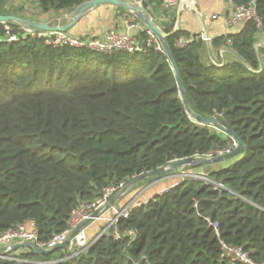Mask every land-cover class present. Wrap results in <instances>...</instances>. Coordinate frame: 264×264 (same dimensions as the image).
Masks as SVG:
<instances>
[{
	"label": "trees",
	"instance_id": "obj_1",
	"mask_svg": "<svg viewBox=\"0 0 264 264\" xmlns=\"http://www.w3.org/2000/svg\"><path fill=\"white\" fill-rule=\"evenodd\" d=\"M88 1L34 0L37 14L26 20L70 14ZM134 1L148 14L161 4ZM229 1L253 2L260 22L213 39L233 55L229 64L203 65L201 42L179 48L177 39L189 34L158 23L188 109L171 63L144 33L134 53L55 48L32 38L0 42V232L32 221L49 241L67 227L71 210L104 188L234 142L196 116L217 119L243 143L238 160L208 174L210 183L185 180L134 210L118 223L117 239L109 229L75 256L61 248L0 264H241L220 258V241L264 263V56L256 47L264 0ZM7 12L0 0V15ZM205 218L217 222L218 235Z\"/></svg>",
	"mask_w": 264,
	"mask_h": 264
},
{
	"label": "built area",
	"instance_id": "obj_2",
	"mask_svg": "<svg viewBox=\"0 0 264 264\" xmlns=\"http://www.w3.org/2000/svg\"><path fill=\"white\" fill-rule=\"evenodd\" d=\"M138 2V1H137ZM141 2L135 3L140 6ZM160 6L166 13L171 12L174 9H192L194 7L192 0H160ZM142 8V7H141ZM216 18V15L212 16ZM49 17H41L37 20H31L33 22L41 24H51L53 26L61 27L60 20L46 21ZM135 18V17H134ZM152 18V17H151ZM153 19V18H152ZM39 20V21H38ZM155 22V20L153 19ZM223 21L226 26L231 28L239 24H246L248 22H255L257 26L260 25L257 13L254 9L253 2H250L247 6H233L230 11L223 16ZM17 32H13V29L8 23L0 22L3 26V36L0 35V42L2 43H15L20 39L32 38L42 39L44 44L51 47L70 46L74 48H83L92 52L111 54L113 52H127L134 53L141 51L143 43L140 41L139 34L144 33L147 38V45H154L157 51L163 52L161 45L157 41L156 37L148 30L143 24L134 21V19L127 22L126 30L123 32H116L110 30L106 32L103 38L97 39H85L79 38L68 34L67 32H40L28 29L25 25L15 22ZM156 23V22H155ZM208 38L204 34L189 35L188 37H179L176 41V46L179 48L185 47L193 42H208ZM226 45H230V40H226ZM225 49L220 51L223 54ZM235 147L233 142L224 150H217L213 153H209L206 156H195L196 160H209L216 156H221L230 153ZM186 174L190 181L210 183L207 178L208 173L198 172L189 173L182 172V175ZM205 176V178H203ZM135 179V178H134ZM133 180V179H132ZM181 180V179H180ZM184 179L181 182L185 181ZM130 181L121 182L116 186H109L102 190L100 196L91 202L81 203L77 208L71 210L67 227L52 236L49 241H41L35 224L32 221L21 223L15 227L9 228L0 232V260H14L22 261L24 255H28L34 251L30 244H34L36 247L43 250L53 249L55 246L65 242L75 231L76 234L68 241L65 250L72 256L87 249L90 244L102 234L108 233L109 229H112L110 233L115 239L119 237L118 223L123 219H128L134 210L144 206L149 200L135 198L131 200L125 206H118L117 201L120 197L117 196L122 190L125 192L130 191L134 185L130 184ZM217 188V187H215ZM168 190V189H167ZM159 193L161 195L165 191ZM125 194V193H124ZM123 194V195H124ZM113 201L109 205V202ZM94 215H96L94 217ZM209 227H212L215 233L218 235V224L213 222L210 218H205ZM95 222L104 223L102 231L98 232L93 239L88 238V227ZM131 240L134 238V234L129 232ZM17 248L12 250V247ZM220 258H230L231 261L241 264H264L256 263L251 258L248 252H246L241 246L229 245L223 241H220Z\"/></svg>",
	"mask_w": 264,
	"mask_h": 264
},
{
	"label": "crops",
	"instance_id": "obj_3",
	"mask_svg": "<svg viewBox=\"0 0 264 264\" xmlns=\"http://www.w3.org/2000/svg\"><path fill=\"white\" fill-rule=\"evenodd\" d=\"M193 5L196 8L197 12L192 9H174L168 14L164 12L161 6L158 8V11L150 16L155 15V22L158 23L166 21V23L173 26V31L178 29L180 31L186 32L189 35H198L204 34L208 38V42H203L201 49L199 51L200 60L203 65L209 66L210 64L221 65L229 64L233 62L234 58L231 53L228 52L226 48H219L212 44L213 39L220 37H225L227 34H238L244 27V24H239L234 27H227L223 21V16L227 14L233 7L232 3L229 0H192ZM97 8L91 9L86 12L78 21V26L71 33L76 37L81 36L85 39L97 38L101 39L104 37L106 32L114 30L116 32H123L126 30L127 22L134 19L133 16L128 13L123 12L122 10L117 11L118 7L115 8H106L105 13H97ZM108 11V12H106ZM122 12V13H120ZM166 14V15H165ZM216 15V18L212 16ZM24 16V14H23ZM169 16V17H168ZM20 18V16H17ZM125 17V18H124ZM24 18V17H22ZM73 16L68 19V22H65V25L72 20ZM27 19V18H24ZM80 38V37H79ZM256 47L260 50V55L264 56V35L258 37ZM225 49L223 54H220V51ZM234 162V161H233ZM232 162V163H233ZM231 163V164H232ZM230 163L218 161L213 162L205 166L203 172H214L223 167H228ZM185 171V169H182ZM181 171V172H182ZM207 172V173H208ZM208 173V174H209ZM175 171L166 176L155 177L154 179H149L146 181H141L140 184L145 183L139 189H135V184L132 190L125 192L118 201V206H125L131 200L135 198L147 199L150 200L153 197L159 195L164 190L172 188L177 185V179ZM102 223L95 222L88 227V238L93 239L94 236L102 231Z\"/></svg>",
	"mask_w": 264,
	"mask_h": 264
},
{
	"label": "water",
	"instance_id": "obj_4",
	"mask_svg": "<svg viewBox=\"0 0 264 264\" xmlns=\"http://www.w3.org/2000/svg\"><path fill=\"white\" fill-rule=\"evenodd\" d=\"M107 4L113 5L115 7L121 8V9H124L126 11L131 10L132 16L135 17L136 19H138L140 21V23L143 24L148 30H150L152 32V34L156 37L157 41L159 42V44L162 47L163 52L165 53L166 57L168 58L169 62L171 63L172 69L175 73L177 86H178V90H179L181 99L183 101L185 108L188 109L187 99H186L185 93H184L183 88H182L180 72H179L178 67L176 65V62L173 58L172 52L170 51V48L168 47V44L166 42V38H167L168 34L164 33L162 31V29L153 21L151 16L141 7L133 6V5H131L125 1H122V0H90V1L82 4L81 6H79L74 11V15H73L72 20L69 23H67L66 25H63L61 27L53 26L51 24H41V23L30 21V20L10 16V15H0V22H5V23L18 22V23L25 25V27H27L28 29L40 31V32H67V30L70 29L73 25H75L86 12H88L91 9L97 8L101 5H107ZM193 10L195 12H197L195 7H193ZM176 30L177 29H175L174 31H176ZM195 119L198 123L214 127L215 129H217V130L221 131L222 133L226 134L227 136H229L235 142L234 149L230 153H227V154H224L221 156H216V157H213L212 159H209V160H199L198 161L194 158H187V159H182L179 161L172 162L168 166H164V167L157 169L153 172L146 173L144 175H141V176L131 180V182H130L131 185H135L141 181L149 180L150 178L162 176L164 174L178 170L180 168H185V167L186 168H197L200 166L208 165V164L213 163V162H218V161H221V160H224L226 158L234 156L235 154H237L241 150V148L243 146L242 140L231 129L227 128L225 125L219 124L217 119L205 118V117H199V116H196ZM124 193H125V190H122L119 193V195L117 196V199H118V197H120ZM112 203H113V201H110L109 205ZM95 216L96 215H94V217ZM76 232L77 231H75L73 234H71V236L68 238L67 241L55 246L53 249H50V250L40 249V248L36 247L34 244H30V246L34 249V251L36 253L50 254L57 249H61V248L65 247L66 244L68 243V241L76 234ZM15 248H17V246L12 247V250ZM0 253H1V251H0Z\"/></svg>",
	"mask_w": 264,
	"mask_h": 264
},
{
	"label": "rangeland",
	"instance_id": "obj_5",
	"mask_svg": "<svg viewBox=\"0 0 264 264\" xmlns=\"http://www.w3.org/2000/svg\"><path fill=\"white\" fill-rule=\"evenodd\" d=\"M122 1H125V2H127V3H129V4H131V5H133V6H136V7H138V5H136L135 3H137L138 4V2L137 1H134V0H122ZM5 3H6V8L8 9V12H7V14L8 15H10L11 14V16H14V17H17L18 15L19 16H22V17H24V18H27V19H32V17H34V15L35 14H37V8L35 7V4H34V0H5ZM140 6L143 8V6H142V4L140 3ZM105 7L106 8H108V7H110V8H115V6H113V5H110V4H107V5H101V6H99V7H97V9H96V11H97V13H103V11H104V13H105ZM144 9V8H143ZM120 10H122V9H119L118 8V10L117 11H120ZM125 11V13H130L131 12V14H132V11L131 10H124L123 9V12ZM19 12H22V13H24V16H23V14H21V13H19ZM106 12H108V11H106ZM120 13H122V12H120ZM33 14V16H31L30 17V15H32ZM131 14H129V15H131ZM150 14V13H149ZM166 14H168V13H166ZM165 14V15H166ZM74 15V12H72V13H70V14H62V15H59V16H47V17H49L48 19H46V21H54V20H60L59 22H60V24L61 25H65V22H68L69 20L68 19H70V17H72ZM37 16V15H36ZM132 16V15H131ZM40 17H45V16H40ZM169 17V16H168ZM23 18V19H24ZM125 18V17H124ZM152 18L155 20V15L154 16H152ZM39 19V18H38ZM34 20H37V19H34ZM39 21V20H38ZM40 21H42V19L40 20ZM134 21H135V18H134ZM78 23V22H77ZM75 24V25H73L70 29H68L67 30V33L68 34H70V35H73V36H75L74 34H72L71 32L73 31V30H75L76 28H77V26H78V24ZM77 37H80V38H83V37H81V36H77ZM236 160H238V158L237 157H234L233 156V158H231V157H229V158H226V159H224V160H222L223 162H227V163H232L233 161L235 162ZM208 166V165H207ZM207 166H200V167H197V168H180V169H178V170H175V173H176V176H178V180H185V179H190L189 177H186L187 175L186 174H183L182 175V172H184V171H182V169H185V171L186 172H189V173H191V172H193V173H198V172H202L203 171V169L205 168V167H207ZM182 171V172H181ZM208 172V171H207ZM207 172H205V173H207ZM170 173H173V171L172 172H169V173H167V174H164V175H162V176H166V175H168V174H170ZM209 173V172H208ZM161 176V177H162ZM203 178H205V176H203ZM181 180L180 181H177L178 183L177 184H179L180 182H181ZM141 183V182H140ZM140 183H138L135 187V189L137 190V189H139L138 187H141L142 185H144L145 183H142V184H140ZM134 188V187H133ZM132 188V189H133ZM131 189V190H132ZM128 194H131L130 192H128ZM132 194H134V193H132ZM131 194V195H132ZM104 227V223L102 224V228ZM89 231V230H88ZM87 231V232H88Z\"/></svg>",
	"mask_w": 264,
	"mask_h": 264
}]
</instances>
